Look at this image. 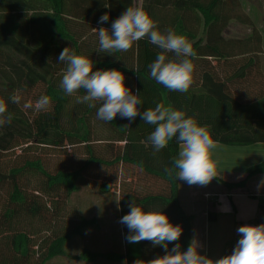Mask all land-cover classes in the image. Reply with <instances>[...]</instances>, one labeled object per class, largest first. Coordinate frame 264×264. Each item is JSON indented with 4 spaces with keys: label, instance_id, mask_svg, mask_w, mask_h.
I'll use <instances>...</instances> for the list:
<instances>
[{
    "label": "trees",
    "instance_id": "1",
    "mask_svg": "<svg viewBox=\"0 0 264 264\" xmlns=\"http://www.w3.org/2000/svg\"><path fill=\"white\" fill-rule=\"evenodd\" d=\"M138 4L161 31L172 28L185 35L196 52L187 92L170 91L150 76L149 65L161 50L147 38L127 52L97 51L99 28L111 31L112 22ZM138 4L136 0H0V96L13 116L10 124L0 127V264H59L57 259L64 256L82 264L97 260L149 264L164 255V248L150 241L126 240L129 229L120 220L128 213V193L133 202L137 193L128 190L130 168L133 179L153 167L167 181L174 206L169 221L182 228L181 250L191 244L190 217L175 197L177 140L157 152L148 141L155 126L139 115L129 121L117 114L105 122L96 116L99 103L89 108L77 102L84 90L66 95L60 88L66 65L58 61L65 47L88 56L93 71L120 70L125 86L142 98L141 112L162 102L209 125L218 142L264 141L262 39L240 0H140ZM105 13L109 19L101 24L99 18ZM231 21L247 25L248 33L224 36ZM16 93L21 95L19 104L8 99ZM42 95L51 98L48 111L24 108ZM169 168L172 175L166 171ZM245 172L264 174V159ZM115 191L118 212L109 216L115 227L106 232L113 235L116 229L117 235L110 238L113 246L97 250L93 238L74 253L86 228L104 222L100 213L81 212L86 203L80 193ZM148 204L140 200L138 205ZM263 217L262 211L254 220ZM172 247L170 243L169 250Z\"/></svg>",
    "mask_w": 264,
    "mask_h": 264
},
{
    "label": "clouds",
    "instance_id": "2",
    "mask_svg": "<svg viewBox=\"0 0 264 264\" xmlns=\"http://www.w3.org/2000/svg\"><path fill=\"white\" fill-rule=\"evenodd\" d=\"M108 19L105 13L100 16L99 23L103 24ZM144 38L161 50L149 65L150 76L170 91L187 92L196 69V52L185 35L172 28L161 31L157 21L142 4L127 7L112 22L111 31L105 27L99 28L97 51L108 54L127 52L135 42ZM168 53H172V57ZM58 61L66 65L60 88L69 96L84 90V95L77 96V102L86 103L89 108L99 103L98 119L111 122L119 114L121 118L133 121L139 115L144 122L155 126L148 141L157 152L175 138L179 146L178 155L174 158L176 179L189 185L206 186L217 177L215 150L218 144L209 125H202L195 116L187 115L185 110L165 106L162 102L141 112L138 105H143V100L138 93L133 94L125 86V77L120 70L109 68L93 71L94 62L88 56L75 54L68 47L61 51ZM8 99L19 104L21 95L16 93ZM50 105L51 98L42 95L34 105L32 102L25 103L24 108L42 112L48 111ZM12 119L5 99L0 96V127L10 124ZM166 171L172 175L173 169ZM129 207L130 211L120 220L129 229L127 242L150 241L153 246L159 245L165 250L164 255L149 261V264H264V223L241 225L237 229L240 239L232 253L214 260L198 251L196 242L181 250L178 240L182 228L179 224L171 223L161 210L146 211L136 202L130 203ZM170 243L173 247L169 250Z\"/></svg>",
    "mask_w": 264,
    "mask_h": 264
},
{
    "label": "crops",
    "instance_id": "3",
    "mask_svg": "<svg viewBox=\"0 0 264 264\" xmlns=\"http://www.w3.org/2000/svg\"><path fill=\"white\" fill-rule=\"evenodd\" d=\"M263 68V65H262ZM215 150V159L218 161L217 177L206 186L189 185L187 182L176 179V201L182 212L190 217L189 231L191 243L199 245L198 251L212 259H218L231 254L240 234L237 229L241 225H259L254 220L264 212V174L253 173L247 176L245 169L264 159V141L246 145H228L218 142ZM177 144V155H178ZM152 154L154 152L152 151ZM155 168L143 171L137 178L132 177V168L128 171V190L136 191V204L140 200H148L149 204L143 208L158 209L167 217L174 218V206L170 203L168 183ZM242 181L240 185L226 186L225 183ZM85 200V213H100L104 215V222L95 227H87L79 237L76 253L82 245L96 239L94 247L108 249L113 244L110 241L111 233H106L110 225L109 216L118 212L117 199L119 193H80ZM129 194L127 211L133 198ZM170 219V218H169ZM264 219V217L262 218ZM92 228L93 232H92ZM209 245H211L209 249ZM101 247V248H98ZM122 247V246H121ZM122 249V248H121ZM72 253V254H74ZM71 254V255H72ZM59 264H82L71 256L57 259ZM86 264V263H85ZM94 264H122L117 260H97Z\"/></svg>",
    "mask_w": 264,
    "mask_h": 264
},
{
    "label": "rangeland",
    "instance_id": "4",
    "mask_svg": "<svg viewBox=\"0 0 264 264\" xmlns=\"http://www.w3.org/2000/svg\"><path fill=\"white\" fill-rule=\"evenodd\" d=\"M140 0H136L138 4ZM241 6L253 19L254 26L259 31L262 39V51L264 52V0H240ZM249 27L243 23L231 21L223 30L224 36H243L248 33ZM261 63L264 65V54L261 56ZM264 73V70H263ZM92 193V192H91ZM84 212V211H81ZM117 235V231L113 232ZM211 245H209L210 249ZM101 248V247H98ZM86 263V262H85ZM86 264H94V262H87Z\"/></svg>",
    "mask_w": 264,
    "mask_h": 264
}]
</instances>
